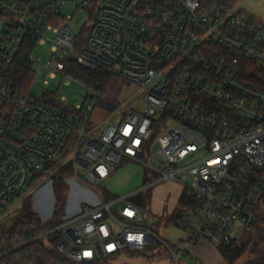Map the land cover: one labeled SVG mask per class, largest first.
<instances>
[{
	"label": "built area",
	"instance_id": "obj_1",
	"mask_svg": "<svg viewBox=\"0 0 264 264\" xmlns=\"http://www.w3.org/2000/svg\"><path fill=\"white\" fill-rule=\"evenodd\" d=\"M238 4L0 0V264H41L38 243L75 264L166 244L132 200L137 193L79 206L58 226L36 235L14 233L5 225L6 208L69 143L76 177L83 167L99 182L126 160L154 179L140 192L166 180L182 185L177 225L185 237L177 243L178 253L166 244L174 264L188 245H229L237 223L249 228L258 221L264 195V87L251 77L255 67L264 69V20L237 11ZM64 7L86 10L90 23L76 33L72 16H60ZM28 37L37 45L52 42L53 57L45 64L35 50L30 55L50 78L63 75L67 83L87 86L68 72V61L76 63L141 87L138 106L93 129L95 89L71 108L21 92L7 74Z\"/></svg>",
	"mask_w": 264,
	"mask_h": 264
},
{
	"label": "rangeland",
	"instance_id": "obj_2",
	"mask_svg": "<svg viewBox=\"0 0 264 264\" xmlns=\"http://www.w3.org/2000/svg\"><path fill=\"white\" fill-rule=\"evenodd\" d=\"M236 10L247 12L264 20V0H241ZM60 16L64 18L72 16L69 24L76 33H80L84 26L90 23L89 12L76 7L62 8ZM48 36L53 37V33L49 31ZM34 55L37 58H42L44 64L51 60L53 57L52 42L47 40L44 44L37 45ZM43 63H33L35 77L29 89L30 95L41 100L53 97L63 107L71 108L89 94V87L83 83L75 81L67 83L63 75L50 78L48 76L49 70L44 67ZM45 80H48V83H45ZM142 92L141 87L126 83L115 109L108 110L101 103H98L90 119L92 128L101 127L106 120L119 121L120 116L128 109H135L138 106ZM63 97L66 100L64 103L61 102ZM73 150L74 146L69 143L62 156L55 161L53 167L46 168L47 172L44 176L35 175L28 188L6 208L3 217L7 220L13 218L22 211L24 200L31 198L35 211L43 219H48L52 215L55 203V195L52 191V174L58 168L65 167L69 170L67 182L70 185L68 213H73L79 206L82 207L84 204L110 201L112 200L110 199L111 196L126 197L137 193L132 197V200L141 206L143 215L150 217L152 220V231L162 238L175 253H178L177 243L184 237L185 231L169 220L171 214L179 207V198L183 192V187L178 181L166 180L155 183L150 189L140 192L142 188L147 186L142 187L145 181H154V179L147 174H145L146 176L141 175L143 167L140 164L126 160L116 165L115 170L117 172L113 180V177H108L95 182L87 177L83 167H78L80 175L76 177ZM111 180L112 182L109 183ZM115 191H120V193L116 194ZM148 193L150 197H148ZM138 198L148 201L147 205L140 204ZM255 224H258L257 227H255ZM233 236L238 239L239 243H247L246 252L236 264H243L248 259L253 258L255 248L263 249L264 206L261 209L258 221L249 228L237 223L233 229ZM166 244L163 242L150 243L144 251L125 250L117 256L98 264H174L172 251ZM179 264H185L184 257L179 259Z\"/></svg>",
	"mask_w": 264,
	"mask_h": 264
},
{
	"label": "trees",
	"instance_id": "obj_3",
	"mask_svg": "<svg viewBox=\"0 0 264 264\" xmlns=\"http://www.w3.org/2000/svg\"><path fill=\"white\" fill-rule=\"evenodd\" d=\"M234 3H239L241 0H230ZM87 29L84 30L85 36ZM37 45V39L28 37L22 44L19 52L17 53L14 61L12 62L7 78L13 85L21 92L29 93V89L33 83L35 74L33 70V62L30 59V55L33 53ZM68 72L77 77L82 82L86 83L89 88H93L99 92L98 103H101L104 108L113 110L118 106V99L122 92V89L126 82L124 80L115 79L101 71H94L86 69L76 63L68 61ZM251 79L256 78L258 84L264 87V69L255 67L253 70ZM46 103L53 106H60L59 103L53 97H48L43 100ZM55 162L48 163L45 170L39 173L42 177L46 174V168H52ZM69 170L65 167L58 168L55 173L52 174V190L55 195L54 211L52 216L48 220H44L42 216L34 209V204L31 198H27L24 201V206L21 212L15 215L13 218L6 221L5 225L9 226L12 232H28L32 235L39 234L43 231H47L58 226L62 223V218L67 215V205L69 201L70 185L67 182ZM150 175L149 173H146ZM38 175V174H37ZM146 176V175H145ZM151 177V176H150ZM152 180L148 181L151 182ZM145 181L144 184H148ZM148 197L150 194L148 193ZM116 196H111L110 199H114ZM140 204L147 205L148 201L143 198H138ZM184 198L181 197L179 203H183ZM140 206V205H139ZM264 206V195H263ZM141 207V206H140ZM262 207L259 208V214ZM179 216L177 209L171 214L169 220L177 225ZM256 225V226H255ZM254 226L257 227L258 224ZM55 240H53L54 242ZM247 243H239L238 239L234 237L229 245L220 247L224 257L230 264L237 262L246 252ZM37 257L41 264H75L69 259L58 255L51 247H46L44 243L36 244ZM253 258L248 259L244 264H264V248L254 249ZM102 262V261H100ZM97 263H83V264H98Z\"/></svg>",
	"mask_w": 264,
	"mask_h": 264
},
{
	"label": "crops",
	"instance_id": "obj_4",
	"mask_svg": "<svg viewBox=\"0 0 264 264\" xmlns=\"http://www.w3.org/2000/svg\"><path fill=\"white\" fill-rule=\"evenodd\" d=\"M116 172L117 170H115L109 176L111 178L113 177L112 180L114 179V175H116ZM141 175H143V172L141 173ZM112 180L109 183H111ZM115 192H117L116 194L120 193V191ZM181 257L185 258V264H230L228 260L224 257L220 248L214 246L213 244L207 241H199L195 244L188 245ZM236 263L237 262H235L234 264Z\"/></svg>",
	"mask_w": 264,
	"mask_h": 264
},
{
	"label": "water",
	"instance_id": "obj_5",
	"mask_svg": "<svg viewBox=\"0 0 264 264\" xmlns=\"http://www.w3.org/2000/svg\"><path fill=\"white\" fill-rule=\"evenodd\" d=\"M70 59L73 60V61L76 60V58H75L74 56H71ZM145 221H146V224L148 225V227H150V228L153 227V222H152V220L150 219V217L147 216L146 219H145Z\"/></svg>",
	"mask_w": 264,
	"mask_h": 264
}]
</instances>
